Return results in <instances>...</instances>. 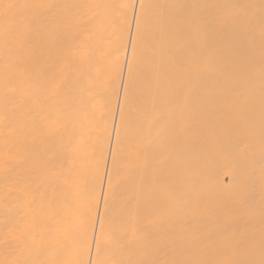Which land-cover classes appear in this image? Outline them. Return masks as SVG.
I'll list each match as a JSON object with an SVG mask.
<instances>
[{"label":"bare ground","instance_id":"6f19581e","mask_svg":"<svg viewBox=\"0 0 264 264\" xmlns=\"http://www.w3.org/2000/svg\"><path fill=\"white\" fill-rule=\"evenodd\" d=\"M261 2L0 0V264L264 259Z\"/></svg>","mask_w":264,"mask_h":264},{"label":"snow or ice","instance_id":"6c2138e0","mask_svg":"<svg viewBox=\"0 0 264 264\" xmlns=\"http://www.w3.org/2000/svg\"><path fill=\"white\" fill-rule=\"evenodd\" d=\"M5 10L13 7L12 5H4L3 6ZM243 8H249L251 6H241ZM261 35L264 37V0L261 2ZM262 185H264V174H262ZM252 210L246 209L243 205H238L235 208L231 210V216L228 218L230 222L235 221H242L245 220L246 217H251ZM261 220L262 223H264V208L261 209ZM242 243L245 245L249 244L250 241L245 240ZM232 244L231 240L225 241V247H230ZM262 248H264V232H262ZM128 264H133V262L129 261ZM136 264H152V262H136ZM155 264H159V262H155ZM168 264H209V262L205 261H172L168 262ZM218 264H255L254 261L249 262H241V261H235V260H224L218 262ZM259 264H264V259H262Z\"/></svg>","mask_w":264,"mask_h":264},{"label":"rangeland","instance_id":"374dc122","mask_svg":"<svg viewBox=\"0 0 264 264\" xmlns=\"http://www.w3.org/2000/svg\"><path fill=\"white\" fill-rule=\"evenodd\" d=\"M224 180H225V182H226V183H228V179H227V177H225V179H224Z\"/></svg>","mask_w":264,"mask_h":264}]
</instances>
